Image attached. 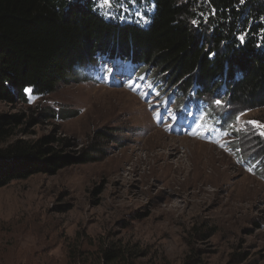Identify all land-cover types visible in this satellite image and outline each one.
<instances>
[{
    "label": "rangeland",
    "instance_id": "1",
    "mask_svg": "<svg viewBox=\"0 0 264 264\" xmlns=\"http://www.w3.org/2000/svg\"><path fill=\"white\" fill-rule=\"evenodd\" d=\"M101 5L106 19L147 25L149 9L138 2ZM102 64L110 72L99 83L60 82L42 97L28 89L31 109L0 103V117L22 119L12 140L45 138L75 159L105 153L0 189V264H105L101 254L113 248L139 264H264V180L246 162L264 158L253 142L264 139L256 126L264 107L239 115L237 136L213 142L177 126L173 106L163 110L136 69ZM38 106L60 118H45Z\"/></svg>",
    "mask_w": 264,
    "mask_h": 264
},
{
    "label": "trees",
    "instance_id": "2",
    "mask_svg": "<svg viewBox=\"0 0 264 264\" xmlns=\"http://www.w3.org/2000/svg\"><path fill=\"white\" fill-rule=\"evenodd\" d=\"M133 2L148 7L146 27L106 19L96 0H0V103L31 109L28 89L42 97L60 82L99 83L106 59L136 69L135 77L156 92L164 110L173 106L172 116L185 122L187 134L200 131L213 142L232 131L237 136L232 125L239 115L264 107V0ZM37 109L51 121L60 118L49 107ZM21 123L20 116L0 117V189L53 175L73 161L105 157L99 148L78 159L63 156L45 138L12 140ZM253 142L264 155L263 137ZM238 143L232 147L240 159ZM246 162L264 180V158ZM101 256L105 264H139L124 248Z\"/></svg>",
    "mask_w": 264,
    "mask_h": 264
},
{
    "label": "snow or ice",
    "instance_id": "3",
    "mask_svg": "<svg viewBox=\"0 0 264 264\" xmlns=\"http://www.w3.org/2000/svg\"><path fill=\"white\" fill-rule=\"evenodd\" d=\"M119 0H102V7H106V8H110L113 6L114 3H118ZM241 39V42H243V37L240 38ZM30 91V89L28 90ZM217 105L219 106L221 104L220 101H216ZM249 123H256V122H253V121H250ZM257 127H260L262 129H264V125H259V124H256ZM261 135L264 136V131L261 132Z\"/></svg>",
    "mask_w": 264,
    "mask_h": 264
}]
</instances>
